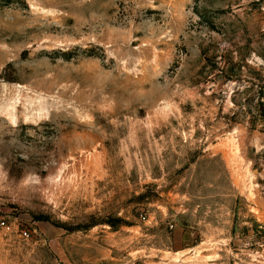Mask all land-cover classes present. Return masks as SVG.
Listing matches in <instances>:
<instances>
[{
	"label": "rangeland",
	"instance_id": "1",
	"mask_svg": "<svg viewBox=\"0 0 264 264\" xmlns=\"http://www.w3.org/2000/svg\"><path fill=\"white\" fill-rule=\"evenodd\" d=\"M0 264H264V0H0Z\"/></svg>",
	"mask_w": 264,
	"mask_h": 264
}]
</instances>
